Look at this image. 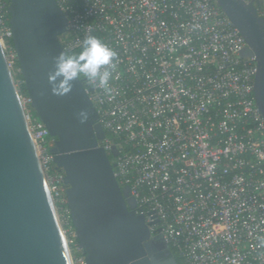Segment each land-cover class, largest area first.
Returning <instances> with one entry per match:
<instances>
[{
	"label": "built area",
	"instance_id": "1",
	"mask_svg": "<svg viewBox=\"0 0 264 264\" xmlns=\"http://www.w3.org/2000/svg\"><path fill=\"white\" fill-rule=\"evenodd\" d=\"M67 18L65 51L95 36L115 51L110 93L85 79L115 163L152 234L181 264H264V118L254 96V57L215 0H55ZM8 1L0 44L14 78ZM15 82L19 81L15 79ZM19 97L72 264L74 230L53 138ZM113 147L117 155H112ZM111 156V157H110Z\"/></svg>",
	"mask_w": 264,
	"mask_h": 264
},
{
	"label": "water",
	"instance_id": "2",
	"mask_svg": "<svg viewBox=\"0 0 264 264\" xmlns=\"http://www.w3.org/2000/svg\"><path fill=\"white\" fill-rule=\"evenodd\" d=\"M254 57V96L264 118V0H215ZM11 40L26 95L53 138V162L64 172L65 195L85 264H177L163 234H152L128 186H120L99 142L105 133L85 89L73 81L65 96L47 79L67 53L59 36L67 18L55 0H8ZM89 118L81 122L78 113ZM112 155L117 151L113 147ZM0 264H72L31 137L15 78L0 44Z\"/></svg>",
	"mask_w": 264,
	"mask_h": 264
},
{
	"label": "clouds",
	"instance_id": "3",
	"mask_svg": "<svg viewBox=\"0 0 264 264\" xmlns=\"http://www.w3.org/2000/svg\"><path fill=\"white\" fill-rule=\"evenodd\" d=\"M115 57V51L98 37L86 36L80 52H61L55 57L54 70L47 77L52 93L57 96L67 95L72 91V82L81 76L96 81L106 93H110L109 82L116 78L113 75L116 68ZM78 116L84 122L89 118V113L82 109ZM261 243H264V237L261 238Z\"/></svg>",
	"mask_w": 264,
	"mask_h": 264
},
{
	"label": "trees",
	"instance_id": "4",
	"mask_svg": "<svg viewBox=\"0 0 264 264\" xmlns=\"http://www.w3.org/2000/svg\"><path fill=\"white\" fill-rule=\"evenodd\" d=\"M6 1H8V0H6ZM8 17H9V15H8ZM10 43H11V45H13L12 44V40H10ZM80 51H81L80 49H72V50H69V51H66V52L69 53V54H71V53H78ZM17 65H18V63H17ZM82 77L83 76H81V78ZM15 79L19 81V83H18V90H19V92L22 93V94H26V91H25V88H24V84H23V79H22V76H21V73L20 72H18L15 75ZM32 114H33V116H36L34 112H32ZM66 227L67 228H70L71 230H74L73 229V226H72V223H71V220L68 221V224H67ZM70 248H71L72 256L74 258L84 257V254H83L82 250L79 249L78 246H77V242H76V239L75 238H73V244L70 246ZM171 251H172V249H171ZM172 254H173V251H172ZM174 257L176 259L177 264H181L180 263V260L175 255H174Z\"/></svg>",
	"mask_w": 264,
	"mask_h": 264
},
{
	"label": "flooded vegetation",
	"instance_id": "5",
	"mask_svg": "<svg viewBox=\"0 0 264 264\" xmlns=\"http://www.w3.org/2000/svg\"><path fill=\"white\" fill-rule=\"evenodd\" d=\"M260 14H262L264 16V10L263 9L260 10Z\"/></svg>",
	"mask_w": 264,
	"mask_h": 264
},
{
	"label": "rangeland",
	"instance_id": "6",
	"mask_svg": "<svg viewBox=\"0 0 264 264\" xmlns=\"http://www.w3.org/2000/svg\"><path fill=\"white\" fill-rule=\"evenodd\" d=\"M16 85H17V83H16Z\"/></svg>",
	"mask_w": 264,
	"mask_h": 264
}]
</instances>
